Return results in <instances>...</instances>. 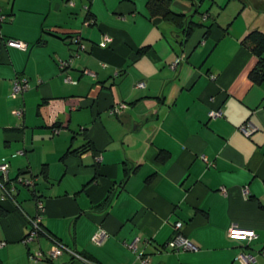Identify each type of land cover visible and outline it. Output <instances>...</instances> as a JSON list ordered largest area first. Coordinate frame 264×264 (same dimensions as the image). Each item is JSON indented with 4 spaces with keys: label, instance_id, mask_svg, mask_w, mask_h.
<instances>
[{
    "label": "crops",
    "instance_id": "0c3cea01",
    "mask_svg": "<svg viewBox=\"0 0 264 264\" xmlns=\"http://www.w3.org/2000/svg\"><path fill=\"white\" fill-rule=\"evenodd\" d=\"M147 2L0 1L12 18L0 23L2 38L27 44L0 39V163L11 178H35L34 193H0V264H86L68 254L29 260L28 249L49 248L46 237L22 242L35 197L45 231L95 264H142L138 255L146 264H241L240 253L264 264V81L249 79L256 59L242 43L250 28L264 30V0H171L198 23L187 37ZM104 34L112 41L102 48ZM17 78L28 86L12 98ZM121 102L127 109L111 113ZM247 121L250 136L239 130ZM177 221L195 250L164 248ZM233 224L256 238L230 237ZM100 227L107 236L96 244Z\"/></svg>",
    "mask_w": 264,
    "mask_h": 264
},
{
    "label": "built area",
    "instance_id": "2783aa9c",
    "mask_svg": "<svg viewBox=\"0 0 264 264\" xmlns=\"http://www.w3.org/2000/svg\"><path fill=\"white\" fill-rule=\"evenodd\" d=\"M12 18L8 15H5L1 11L0 7V23H4L6 21H11ZM0 38H2L0 34ZM3 39V38H2ZM5 44H8L10 46L19 48L21 50H25L27 48V44L21 41H16L13 39H3ZM72 41L76 44H79L80 49H83V46L80 45V39L78 36L74 37ZM112 41V37L104 34L102 37L101 42L99 43V46L102 48H105L109 45V43ZM183 60V57H178L176 60L171 63V68H175L181 61ZM70 63L69 60H60L59 61V68L65 69ZM87 72V71H85ZM211 79H215L214 75H210ZM68 80V78H66ZM27 80L22 79H15L12 82L11 87V97L15 98L19 93L27 89ZM145 86V83L143 81L135 83V87L142 88ZM128 105L124 102H121L119 104H115L110 109L111 113H120L121 111L127 109ZM13 114L18 117H22L23 115V108H15L13 109ZM209 116L211 118L214 117H221L222 112L218 109H210L209 110ZM239 130L245 135L250 136L253 132H255L256 127L250 122L247 121L243 123L241 126H239ZM35 184V178L32 175L26 174V172H20L15 178H11L9 176V163L7 161H2L0 163V193L1 196L4 198H10L13 200V191L17 187H25L27 189L33 190ZM35 214L31 217H28V224L29 229L24 235L22 242L25 245L30 244L33 241H37L41 237H46L49 242V248L46 251H43L41 248H37L34 250L28 249V258L32 262H37L42 259H48L50 261H53L54 259H57L61 257L64 254H68L69 256L76 258L86 264H95L88 260H86L81 254H79L74 249L68 247L67 245L63 244L61 241L47 233L45 229L42 226L41 219L45 212V206L44 202L40 197H35ZM182 222L177 221L174 224V233L172 237L165 243L164 248L172 251V252H182V251H191L195 250V246L191 243V241L188 239V237L182 232ZM228 234L232 238H238L243 241L249 242L256 238V234L252 230L247 229H241L236 224H233L228 229ZM106 231L100 227L96 233L92 236L91 240L92 242L99 244L104 237H106ZM136 241H133L131 244H129V248L135 250L136 249ZM4 244V242H0V247ZM261 255L264 258V249L261 251ZM139 256V259L141 260L142 264H146L148 261V256ZM237 260L241 264H251L254 262L255 257L252 254L249 253H240L237 256Z\"/></svg>",
    "mask_w": 264,
    "mask_h": 264
},
{
    "label": "trees",
    "instance_id": "16d2710c",
    "mask_svg": "<svg viewBox=\"0 0 264 264\" xmlns=\"http://www.w3.org/2000/svg\"><path fill=\"white\" fill-rule=\"evenodd\" d=\"M146 6L152 17L158 16L166 22H169V24L181 27L186 37L189 36L192 29L198 25L197 22L187 20V17L183 14L173 11L171 9V0H148ZM8 16L11 17V14ZM0 39L3 40L2 38ZM242 43L249 48L256 59L255 64L248 73V77L252 82L260 85L264 81V30L260 28H250L243 37ZM168 158V153L160 151L159 159L162 162L166 161ZM126 173L125 170V174ZM32 193H34L33 190ZM108 198L105 204L110 202V196Z\"/></svg>",
    "mask_w": 264,
    "mask_h": 264
},
{
    "label": "rangeland",
    "instance_id": "374dc122",
    "mask_svg": "<svg viewBox=\"0 0 264 264\" xmlns=\"http://www.w3.org/2000/svg\"><path fill=\"white\" fill-rule=\"evenodd\" d=\"M0 1H1V0H0ZM2 1H3V0H2ZM254 8H256V7H254ZM196 19H197V20H200V17H199V16H197V17H196ZM7 22H9V21H7Z\"/></svg>",
    "mask_w": 264,
    "mask_h": 264
}]
</instances>
